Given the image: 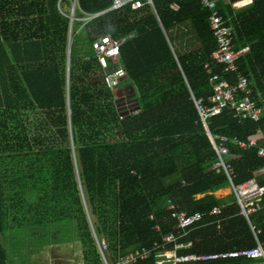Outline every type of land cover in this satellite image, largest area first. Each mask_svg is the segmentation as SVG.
<instances>
[{
    "label": "trees",
    "instance_id": "obj_1",
    "mask_svg": "<svg viewBox=\"0 0 264 264\" xmlns=\"http://www.w3.org/2000/svg\"><path fill=\"white\" fill-rule=\"evenodd\" d=\"M113 1L77 0L71 27L75 0H0V78L5 74L8 81L5 95L0 89V234L20 238L12 252L18 258L32 261L46 246L74 241L83 247L84 264H120L162 236L177 234L175 214L199 213L204 220L178 242L184 246L180 256L250 250L256 235L264 245V195L248 205L260 207L248 218L234 195H216L230 184L225 172L214 169L218 155L211 134L217 143L223 136L231 139L226 159L234 167V183L255 179L264 189V158L257 148L239 144H263L264 119L239 120L225 109L208 119L209 129L202 120L195 98L216 105L210 101L212 76L230 86L239 81L212 60L217 42L211 12L203 0H152V6L144 0L138 11L108 12ZM216 1L235 29L237 50L250 48L238 64L259 98L264 0L239 9ZM182 26L193 29L198 45L180 53L173 32ZM105 36L128 38L120 49L126 70L120 95L105 86V70L93 50ZM83 41L94 55L77 54ZM217 208L220 215H212ZM11 248L0 239V264H8ZM156 255L136 264H157Z\"/></svg>",
    "mask_w": 264,
    "mask_h": 264
},
{
    "label": "built area",
    "instance_id": "obj_2",
    "mask_svg": "<svg viewBox=\"0 0 264 264\" xmlns=\"http://www.w3.org/2000/svg\"><path fill=\"white\" fill-rule=\"evenodd\" d=\"M144 0H114L112 7L108 12L122 10L125 7H131L132 10L138 11L144 7ZM147 5L152 6V0H146ZM225 1V0H223ZM257 0H240L237 3H244L245 6L252 4ZM204 9L209 10L211 15L209 23L212 33L217 42V48L212 54V60L215 63L225 66L227 73L238 74V84L230 86L227 80H224L220 75L212 76V84L215 88V95L211 97L210 101L216 103L215 106L209 107L204 105V100H197L196 105L201 114L205 126L209 129L208 119L220 115L225 109H230L235 112V116L239 120L250 119L254 122H259L264 119V95L259 98H254L250 88L249 79L240 73L238 61L240 57L249 51V47L240 51L236 48V32L233 25H230V19H226L217 8L216 0H203ZM177 10L176 6L172 7ZM128 38L113 39L110 36L103 37L100 41L93 44V50L100 62L101 68L105 70L104 83L108 90L115 91L126 77V70L120 61L121 46L126 43ZM110 64H113L110 69ZM117 65L119 67H117ZM210 69V64L206 65ZM211 138L214 142L215 149L218 155V161L214 169L221 173L225 172L228 178L231 191L236 198V204L240 207L242 215L246 218L250 214L260 210V207L248 209L250 203H258L264 195V189L260 188L255 179H251L245 183L236 185L234 183L235 171L232 164L227 163V156L229 155L230 138L223 136L220 143H217L213 135ZM238 141L237 138L233 139ZM240 147L246 149L257 148L258 156L264 158V139L263 144H259L257 140L250 143L240 142ZM175 207L171 201L168 202V211H174ZM220 209L214 210V216L220 215ZM176 220L175 233H170L161 237V240L154 242L151 249L142 248L134 253H130L124 258L120 264H136L139 260L148 259L152 253H157V264H184L199 261L210 260H228V259H245L251 261L252 264H264V245L259 242L256 235L257 246L250 250H243L225 254L217 255H186L180 256L177 250L184 246L178 244L179 240L188 232L194 230L203 220L202 214L188 215L186 213L175 214ZM152 221L155 219L152 217ZM155 231L161 234L160 226H155ZM260 234V232H258ZM175 244L173 249L168 246ZM104 246L107 247L106 243ZM172 252V253H170Z\"/></svg>",
    "mask_w": 264,
    "mask_h": 264
},
{
    "label": "rangeland",
    "instance_id": "obj_3",
    "mask_svg": "<svg viewBox=\"0 0 264 264\" xmlns=\"http://www.w3.org/2000/svg\"><path fill=\"white\" fill-rule=\"evenodd\" d=\"M175 33L177 36L174 40L176 41V45L179 46L181 53L191 51L197 47V36L190 27L182 26L181 28L176 29ZM25 52L27 53V48L25 49ZM77 54L80 57L86 56L87 58L94 55V51L90 48L87 42L83 41V43H80L77 47ZM112 67L113 64H110V69H112ZM117 67L119 66L117 65ZM118 88H122V86H119ZM0 89L2 95H5L8 91V81L5 74H2L0 78ZM0 239L5 246L11 248V245H13V248L10 250L8 264H84L83 247H81L78 242L73 241L69 243H61L58 244V246H46L41 253L34 254L31 261L27 259V256H20L18 258V256L13 255L12 253L13 250L16 249L17 251L20 248V244L22 243L20 238L13 239L11 232H6L4 235L0 234Z\"/></svg>",
    "mask_w": 264,
    "mask_h": 264
},
{
    "label": "crops",
    "instance_id": "obj_4",
    "mask_svg": "<svg viewBox=\"0 0 264 264\" xmlns=\"http://www.w3.org/2000/svg\"><path fill=\"white\" fill-rule=\"evenodd\" d=\"M238 2V1H237ZM237 2H235V3H233L231 0H225L224 1V3H226V4H231L232 6H233V8H235V9H239V8H241V7H244L245 5H244V3H237ZM181 28V27H180ZM176 31V30H175ZM175 31L173 32V37L174 38H176V33H175ZM175 43H176V41H175ZM176 48L180 51V53H181V50L179 49V46H177L176 45ZM126 90V88H122V89H116L115 90V92L117 93V94H122V93H124V91ZM259 173H264V169L262 170V171H260ZM217 195V197L219 198V199H221V200H228V199H230L231 198V196H232V191H231V188L230 187H227V188H225V189H222V191H220L219 193H217L216 194Z\"/></svg>",
    "mask_w": 264,
    "mask_h": 264
},
{
    "label": "water",
    "instance_id": "obj_5",
    "mask_svg": "<svg viewBox=\"0 0 264 264\" xmlns=\"http://www.w3.org/2000/svg\"><path fill=\"white\" fill-rule=\"evenodd\" d=\"M76 2H77V0H75L74 6H73V10H72V14H71V17H70L71 27H72L73 22L75 20L74 14H75ZM71 44H72V40H71V36H70L69 47H68V71L70 69V61H71ZM118 89H120V88H118ZM101 250H102V253L104 254L103 248Z\"/></svg>",
    "mask_w": 264,
    "mask_h": 264
}]
</instances>
